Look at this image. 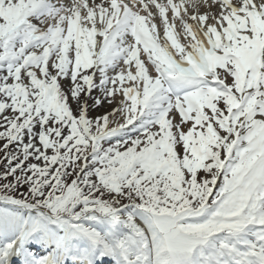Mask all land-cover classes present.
<instances>
[{
	"label": "snow or ice",
	"instance_id": "6c2138e0",
	"mask_svg": "<svg viewBox=\"0 0 264 264\" xmlns=\"http://www.w3.org/2000/svg\"><path fill=\"white\" fill-rule=\"evenodd\" d=\"M0 264H264V0H0Z\"/></svg>",
	"mask_w": 264,
	"mask_h": 264
},
{
	"label": "trees",
	"instance_id": "16d2710c",
	"mask_svg": "<svg viewBox=\"0 0 264 264\" xmlns=\"http://www.w3.org/2000/svg\"><path fill=\"white\" fill-rule=\"evenodd\" d=\"M3 155V153L2 152H0V156H2ZM0 167H2V165H0Z\"/></svg>",
	"mask_w": 264,
	"mask_h": 264
},
{
	"label": "rangeland",
	"instance_id": "374dc122",
	"mask_svg": "<svg viewBox=\"0 0 264 264\" xmlns=\"http://www.w3.org/2000/svg\"><path fill=\"white\" fill-rule=\"evenodd\" d=\"M3 143V141H0V144H2Z\"/></svg>",
	"mask_w": 264,
	"mask_h": 264
}]
</instances>
